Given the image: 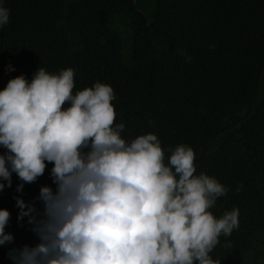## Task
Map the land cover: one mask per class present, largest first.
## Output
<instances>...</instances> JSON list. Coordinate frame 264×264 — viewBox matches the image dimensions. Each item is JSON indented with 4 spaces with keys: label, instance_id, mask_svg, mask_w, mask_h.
Segmentation results:
<instances>
[{
    "label": "trees",
    "instance_id": "16d2710c",
    "mask_svg": "<svg viewBox=\"0 0 264 264\" xmlns=\"http://www.w3.org/2000/svg\"><path fill=\"white\" fill-rule=\"evenodd\" d=\"M0 5L9 9L0 27V89L20 74L30 80L39 67L74 69L73 94L109 84L122 138L157 135L165 163L177 145H188L196 174L228 188L210 211L219 218L237 208L239 226L210 255L220 264H264V0H154L149 18L133 0ZM51 167L22 192L13 173L12 186L0 191V208L11 213L5 231L14 237L0 246V264H13L11 248L37 242L27 217L17 220L15 198L42 210L40 186L55 190Z\"/></svg>",
    "mask_w": 264,
    "mask_h": 264
},
{
    "label": "clouds",
    "instance_id": "9594fccd",
    "mask_svg": "<svg viewBox=\"0 0 264 264\" xmlns=\"http://www.w3.org/2000/svg\"><path fill=\"white\" fill-rule=\"evenodd\" d=\"M8 22L0 5V27ZM74 75L71 67H39L30 80L20 74L0 89V191L15 173L22 192L47 163L55 185L40 186L42 210L15 198L17 220L27 217L37 242L11 248L13 264H220L210 253L239 226V210L217 218L210 209L228 188L196 174L188 145H177L165 163L157 135L126 141L114 89L97 81L73 94ZM10 217L0 208V246L13 242Z\"/></svg>",
    "mask_w": 264,
    "mask_h": 264
},
{
    "label": "rangeland",
    "instance_id": "374dc122",
    "mask_svg": "<svg viewBox=\"0 0 264 264\" xmlns=\"http://www.w3.org/2000/svg\"><path fill=\"white\" fill-rule=\"evenodd\" d=\"M153 6L154 0H133V7L140 11L146 18H149Z\"/></svg>",
    "mask_w": 264,
    "mask_h": 264
}]
</instances>
